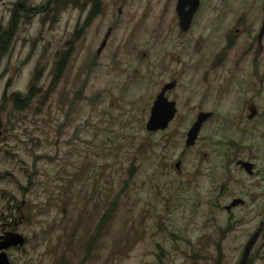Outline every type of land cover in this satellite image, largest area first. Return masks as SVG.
Masks as SVG:
<instances>
[{
    "label": "rangeland",
    "instance_id": "374dc122",
    "mask_svg": "<svg viewBox=\"0 0 264 264\" xmlns=\"http://www.w3.org/2000/svg\"><path fill=\"white\" fill-rule=\"evenodd\" d=\"M199 1L183 37L176 0H101L80 37V0H26L42 11L27 18L21 0H0V28L14 23L0 57V230L11 224L26 241L7 252L13 264H238L264 220V127L246 118L251 106L264 114L263 0ZM174 79L175 119L147 132ZM211 81L226 84L223 96ZM198 106L218 118L186 149ZM240 110L253 176L223 156L221 118ZM237 198L244 206L227 213ZM249 259L264 264V229Z\"/></svg>",
    "mask_w": 264,
    "mask_h": 264
},
{
    "label": "water",
    "instance_id": "95a60500",
    "mask_svg": "<svg viewBox=\"0 0 264 264\" xmlns=\"http://www.w3.org/2000/svg\"><path fill=\"white\" fill-rule=\"evenodd\" d=\"M186 7L188 8L187 11H185ZM198 7H199V0H177L176 10L179 16V26L183 31H186L190 27V24L193 19V15L198 9ZM262 13H263L262 24L257 37L260 46L264 35V0L262 5ZM102 47L103 45L101 46V48ZM101 48L99 49V52ZM262 81H264V74L262 76ZM175 87H176L175 81L167 83L161 88L160 92L156 96L150 108V114L145 125V129L147 132L156 133L159 131H165L169 127L173 119L175 118V115L177 113L176 103L172 100H169L168 97L166 96V93L168 91H172ZM210 115H211L210 113H203V112L198 114L196 121L189 128L186 134V139L184 142V146L186 149L195 146L196 141L199 137L201 127L203 123L210 117ZM255 115H256V109L254 107L249 108L248 119H252ZM2 128H3V122L0 118V138L2 136ZM237 166H239L249 176H253L255 174L254 164L249 161L241 160L237 162ZM175 168L177 170L180 168V161H177L175 163ZM239 204L244 205V201L242 199H235L232 201L229 207L226 208V210L230 211L232 207H235ZM263 227H264V220L259 224L256 231L247 242L238 264H247L251 251L253 250L258 238L260 237ZM24 244H25V239L23 236L19 234H8L5 237H2V242H0V264H11L4 250L9 248L10 246L21 247Z\"/></svg>",
    "mask_w": 264,
    "mask_h": 264
},
{
    "label": "flooded vegetation",
    "instance_id": "af4514ba",
    "mask_svg": "<svg viewBox=\"0 0 264 264\" xmlns=\"http://www.w3.org/2000/svg\"><path fill=\"white\" fill-rule=\"evenodd\" d=\"M80 2H81V5H80V14H79V17H78V21H77L76 26L78 27L77 33H79V36L82 37L85 34V32L91 27V25L93 24V22L95 20H97L101 16V0H80ZM49 4H53L52 0L49 1ZM176 6H177V0H176V4H175L174 9L172 8V13L174 14V16L172 17V19H173V22L175 23V26H177V28L179 30V33L180 34H178V35L180 37H183V35L189 34L191 32L193 26H194L195 15L198 13V10H199V7H200V1H199V7H198V9L196 10V12L193 15V19H192V22L190 24V27L186 31H183L180 28V26H179V16L177 14ZM187 10H188V8L186 7L185 8V11H187ZM111 33H112V25L108 29V31L106 32V34L104 35L103 41H102L100 47L98 48V50L96 52L97 57H99L102 54V52L105 50L106 45L109 42ZM162 33H163V38H164V32H162ZM102 45H103V47L101 48ZM258 45H259V43H258ZM100 48H101V50L99 52V49ZM259 51H261V46L260 45H259ZM203 80L205 81V77L203 78ZM173 81L176 82L175 79ZM173 81H171V82H173ZM215 82H217V81H211V86H213L212 88L215 89L214 92L212 93V97L214 99L215 98H219V96H223L224 95V90H225V85H226V84L223 85L222 83H220V84H216V86H215ZM259 83H260V86H263L264 85V81H262V77H261ZM176 84H177V82H176ZM207 90L208 89H205L204 92L208 95V91ZM240 91H241V86H240ZM169 92H171V91H168L167 93H169ZM167 93H166V96H167ZM251 107H253V106H251ZM251 107H248V108H251ZM255 109H256V107H255ZM195 110H197V113H196V116H195V119H194L192 125L196 121L198 114H200L202 112L203 113H210L211 114L210 117L203 123V125L201 127V130H200V133H201L202 129L204 128V125H206L209 122L213 121V119H217L218 118V112L216 113L215 108L204 109L202 106H200V107L198 106V107L195 108ZM248 111H249V109H248ZM236 112H237V115H229L228 117H223L222 116V118H221L222 124L221 125H223V132L225 133V142L223 144V147L225 148V152L226 153L223 154V156L227 160H229L231 162H234L235 165L237 166V162H239V161L242 160L241 159V110L240 111H236ZM227 113H229V112L227 111ZM248 115L246 116V118H247V120L249 122H252L254 120H258L259 119L260 120V123L264 127V114L262 112H258V110L256 109V115L252 119H248ZM187 132H186V134H187ZM200 133H199V137H198V139L196 141V144H197V142L200 139ZM255 134H256V137L258 139V142L256 144L257 150L258 151L261 150V151L264 152V130L263 131H259V132L256 131ZM205 156H206V154H205ZM178 161H180V165H181V160H178ZM245 161H247V160H245ZM237 167H239V166H237ZM254 169H255V165H254ZM237 199H239V198H237ZM233 200H235V199H233ZM232 201H231V203H232ZM229 205L228 206H225V210H226L227 207H229ZM238 206H244V205L239 204V205H237L235 207H232L230 211H227L226 210V212L230 214L231 211L233 209H235L236 207H238ZM10 225L11 224H4L3 225L4 227L0 230V242H2V237H5L8 234H19L15 230H11V229L10 230H6L5 229V226H10ZM263 229H264V227H263ZM263 229H262V231H263ZM18 248H21V247H13V246H10L6 250H4V252L8 256V253H7L8 251H12L13 249H18ZM8 258H9V256H8ZM9 261H10L11 264H13L12 261L10 260V258H9Z\"/></svg>",
    "mask_w": 264,
    "mask_h": 264
},
{
    "label": "trees",
    "instance_id": "16d2710c",
    "mask_svg": "<svg viewBox=\"0 0 264 264\" xmlns=\"http://www.w3.org/2000/svg\"><path fill=\"white\" fill-rule=\"evenodd\" d=\"M21 1H22V4H21V7H22V9H21L22 15L21 16L22 17L27 18V17L33 16L34 14L42 13V11L39 10V8H37V7L27 6L26 5V3H27L26 0H21ZM55 1H58V0H52V2H54V3H55ZM48 2H49V0H48ZM17 18H19L18 15H13L12 20H14V22H16ZM13 28H14V23H11L9 25V29L6 30V31L2 30L0 28V57H2L6 53L8 47H9V44H10L11 38H12ZM63 63L64 62L61 61L57 65L56 70L57 69H58V71L61 70V67L63 66ZM11 100L13 102H15V103L21 101V99L19 98V94L12 95ZM26 102H27V99H26ZM20 108H17V109H20ZM251 262L252 261H250V259H248L247 264H250Z\"/></svg>",
    "mask_w": 264,
    "mask_h": 264
}]
</instances>
